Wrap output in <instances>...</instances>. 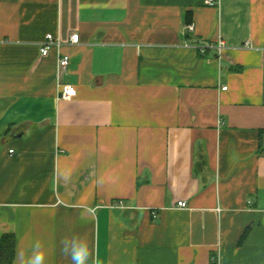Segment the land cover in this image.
<instances>
[{"label": "crops", "instance_id": "obj_1", "mask_svg": "<svg viewBox=\"0 0 264 264\" xmlns=\"http://www.w3.org/2000/svg\"><path fill=\"white\" fill-rule=\"evenodd\" d=\"M214 1L0 0L12 264L36 241L71 264V235L112 264H264V0Z\"/></svg>", "mask_w": 264, "mask_h": 264}, {"label": "clouds", "instance_id": "obj_2", "mask_svg": "<svg viewBox=\"0 0 264 264\" xmlns=\"http://www.w3.org/2000/svg\"><path fill=\"white\" fill-rule=\"evenodd\" d=\"M62 255L70 258L71 264H112L100 256L98 247L90 246L86 237L80 235L65 236L60 241ZM20 264H46V250L40 241H36L29 253H19Z\"/></svg>", "mask_w": 264, "mask_h": 264}, {"label": "built area", "instance_id": "obj_3", "mask_svg": "<svg viewBox=\"0 0 264 264\" xmlns=\"http://www.w3.org/2000/svg\"><path fill=\"white\" fill-rule=\"evenodd\" d=\"M205 4L213 6L215 4V1L214 0H205ZM186 28L188 30H192L193 25L191 23L187 24ZM78 39H79L78 33L75 32V33H72L70 35V42L71 43H77ZM60 44H61V41H60L58 36H54L51 33H47L44 37V40L40 43V49H39L40 55L46 56L52 46L59 49ZM211 46L214 47L218 53L223 51V49L225 48V44H224V41L222 39H219L214 45H211ZM243 46L244 47H251L249 45L248 41H246ZM201 51H203V48L201 49ZM68 63H69L68 55L60 53L59 59H58V67L59 68L65 67L68 65ZM59 87H60V93H59L60 98L70 99L76 95L75 88L70 84H67V83L60 84ZM10 152H12V150H10ZM177 206L185 207L186 203H185V201H182V200L177 201ZM155 213H156L155 210H153L152 215L155 216ZM212 259H215V257L212 256Z\"/></svg>", "mask_w": 264, "mask_h": 264}, {"label": "trees", "instance_id": "obj_4", "mask_svg": "<svg viewBox=\"0 0 264 264\" xmlns=\"http://www.w3.org/2000/svg\"><path fill=\"white\" fill-rule=\"evenodd\" d=\"M186 21L190 22L189 15H187ZM263 132L264 131H260V133ZM14 257L15 237L12 233L3 234L0 238V264H12Z\"/></svg>", "mask_w": 264, "mask_h": 264}]
</instances>
